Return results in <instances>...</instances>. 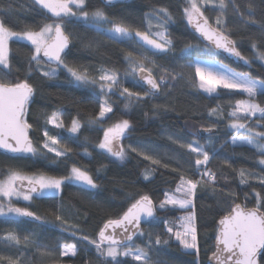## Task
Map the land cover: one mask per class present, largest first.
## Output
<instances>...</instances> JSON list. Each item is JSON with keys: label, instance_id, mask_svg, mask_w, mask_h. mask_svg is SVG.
<instances>
[{"label": "trees", "instance_id": "16d2710c", "mask_svg": "<svg viewBox=\"0 0 264 264\" xmlns=\"http://www.w3.org/2000/svg\"><path fill=\"white\" fill-rule=\"evenodd\" d=\"M237 2L241 11L247 14L248 0ZM253 2L256 6L255 19L264 23V0ZM186 5L185 0H126L106 6L103 0H87V11L103 8L113 23H124L130 29L141 31L147 27L146 14L166 7L172 15V21L167 25L172 45L164 52L142 49L134 42L131 46L114 43L95 31L87 30L83 23L75 18H69L64 23V29L71 39V47L63 57L69 67L81 71L86 68L89 75L95 77H98L102 68L116 69L124 87L143 94L145 91L143 86H134L136 77L125 75L129 68L125 59L127 52L138 54L143 51L150 60L155 61V67L148 64L154 76L158 78L164 74V70L175 75V79L168 78V86L162 87L158 95H151L139 102L133 101L128 108H125V104L129 102L116 92L113 97L117 103L113 106V112L104 119L107 124L122 119L129 120L131 128L121 143L124 145V141L130 138L141 148L147 149L151 155L156 156V159L161 160L162 164H169V167L154 165L151 160L144 159L136 152H129L124 160L102 154L95 146L102 140L103 133L91 127L90 122L99 112L101 99L98 93L90 86L70 82L61 70L54 80L44 77L39 68L50 65L41 61L37 69L35 62H31L33 71L28 82L33 86L34 94L28 104L26 119L33 125L30 135L38 153L9 154L0 151V180L5 178L10 168L18 169L24 174L62 177L68 175L71 166L75 164L89 172L97 187L89 189L66 182L58 194L34 197L31 201L12 200L15 206L29 208L40 216L41 220L0 216V236L8 232H15L21 237L27 235L30 240L47 245V249L63 243H76L77 255L59 257L57 264H105L104 259L96 252L95 246L82 241L80 237L87 235L91 239H96L100 228L109 219L121 217L142 195H148L154 204L158 205L165 198L166 192L176 188L180 174L199 179L196 169L191 167L196 158L195 154L180 148L178 144L168 139L169 136L185 138L188 142L198 141L205 146L210 156L206 167L217 176L216 191L213 192L211 187L201 186L194 198L198 257L193 254V250H185L173 237L169 238L170 234H167L164 228V221L178 222V218L188 210L178 206H168L164 210L157 207L158 219H148L142 223L141 229L146 234L143 238L134 237L132 242L134 246H145L149 234L153 241L157 234L162 240L169 241L168 244L153 243L149 255L157 264H194L197 260L199 264H205L206 257L213 252L216 222L219 217L226 214L234 203L255 207L257 194L261 202H264V184L260 180L264 177V164L260 163L264 157L250 145H232L229 142L234 134L227 129L233 120L229 112L232 111L236 100L246 97L223 89L218 90L219 94L207 95L193 86V81H197L195 70L184 67L195 57H205L221 61L235 70L249 72L254 78L264 79V62L255 57L251 47L255 42L264 50V36L257 26H243L241 19L230 7L225 13L227 25L232 29L229 34L236 40L238 49L251 64L246 65L243 62L242 65H236L216 52L213 55L197 53L195 50L192 53H184L186 45H196L197 42L205 45L190 29L183 12ZM201 10L215 27V18L221 14L220 10L212 4L201 5ZM51 18V14L46 10H40L33 5L32 0H0V20L13 31H24L26 26L38 30L44 23L51 21ZM103 27L110 28L112 23H104ZM90 42L92 47L87 46ZM33 53L34 48L31 44L10 40V70L0 66V77H3L5 82L25 79ZM257 103L264 106V96L258 97ZM217 107L223 109L221 115H209L210 109ZM53 112L59 114V121L64 124L63 128L48 127L46 120ZM73 119L79 120L82 125L78 133L66 131ZM258 119L259 114L244 122L252 126L256 125ZM260 123L264 124V120H260ZM46 128L49 132L50 129L53 131L60 149L65 147L71 149L66 158H56L54 153H48L42 148L45 139L43 131ZM201 128L218 130L201 136L199 134ZM256 130L264 131V128L257 126ZM53 159H56V163H52ZM204 167L201 166L200 170L203 171ZM174 168H178L179 171H172ZM241 169L247 176V182L243 184L239 175ZM146 171L151 172L147 180L144 178ZM56 215L62 216L67 223L61 225L56 220ZM73 232L76 233L75 236L72 235ZM0 256L5 258L0 264H8V258H19L21 264H53L49 259L47 260L49 263L38 261L35 246H26L23 242L14 245L0 240ZM119 260L123 261V264H137L129 259ZM260 264H264V259H260Z\"/></svg>", "mask_w": 264, "mask_h": 264}, {"label": "snow or ice", "instance_id": "6c2138e0", "mask_svg": "<svg viewBox=\"0 0 264 264\" xmlns=\"http://www.w3.org/2000/svg\"><path fill=\"white\" fill-rule=\"evenodd\" d=\"M114 0H104V4L111 5ZM32 4L40 10H46L55 18L51 23H44L38 30H32L26 26L24 31H13L6 26L3 20H0V66L3 69L10 70L9 62V41L13 38L18 40H26L34 46V53L30 57L28 76L23 80L16 82H5L3 77H0V149L7 153L14 154H32L36 155L38 149L34 146L30 138V131L33 125L26 119L27 108L31 97L34 94L33 86L28 82L33 71L32 63L35 62L37 69L41 64V53L48 61H54L57 65H62L75 81L89 86L98 87L101 94L105 97L108 94L119 93L120 97L125 98L129 103L125 104L128 108L135 101L139 102L145 98L158 93L162 87L168 86V78L175 79V75L164 70V74L158 78L153 75L152 68L148 67L151 64L155 67V61L145 55L143 51L134 54L132 51L127 52L125 59L128 62L129 68L125 71V75L133 77L138 76L137 85L147 84L148 90L143 94L141 92L131 91L128 87H124L119 79L116 69H100L98 77L89 75L85 68L82 71L76 68L69 67L65 63L62 53L68 48L70 36L66 34L64 23L69 18H76L78 22H82L84 27L89 31H95L98 35L110 40L114 43H124L130 46L133 42L139 45L142 49H151L156 52H164L172 45V40L169 38L167 25L172 21V15L166 7H160L151 14L145 15L147 27L144 31L139 29H130L124 23H113L108 14L103 8H95L91 12L87 11V0H32ZM209 4L220 10V15L215 18V27H213L208 18L201 10V5ZM231 7L243 26H257L264 36V23H260L255 19L256 6L253 0H248L246 4L247 14L241 11L237 0H188V6L183 9L187 21L192 25L197 32L213 46L210 50H223L231 56L243 61L246 65H250L251 61L242 55L237 47L236 40L230 36L231 28L228 27L225 13ZM153 19L156 23L153 24ZM104 23H112V27L104 28ZM153 28L157 29L153 31ZM88 47H92L90 42ZM193 45H186L185 51L192 48ZM254 50L255 57L261 62H264V50H261L257 43L251 45ZM216 64V67H205L199 61L189 62L184 67L194 69L195 76L199 78L198 83L193 81V86L203 92L212 95L219 94L218 90H227L229 93L243 94L245 99H238L232 106V111L229 116L234 118L230 123V127L239 131L246 129L248 135H233L232 143L235 145L238 142L241 144L250 145L255 148L261 157H264V131H257V126L264 128V124L260 120H264V106L257 103L260 96H264V79L254 78L249 72H237L228 68L224 64ZM57 69L52 68L49 71L42 73L44 77L49 79L55 78ZM182 75V73H181ZM142 86V85H141ZM113 112L112 104L106 98L99 105L98 114L91 119L92 123H100L107 114ZM223 109L217 107L209 111V115H221ZM259 114V119L256 125L250 126L242 122L251 117H256ZM47 124H53L57 128H63L64 124L59 121V114L53 112L46 120ZM82 125L79 120L73 119L71 126L68 129L71 133H78ZM131 128V123L127 119H122L115 122L112 126L104 130L102 140L97 147L104 150L113 157L119 160H124L127 151L121 143L128 130ZM210 131V129H206ZM45 138L42 148L48 153H54L56 158L67 157L71 149L58 147L59 141L56 136L51 135L46 128L43 131ZM168 139L179 145L182 149H187L190 153L195 154L196 158L191 167L196 169L199 179L186 177L180 174L179 183L175 191L171 194L165 193V198L154 204L153 200L148 195H142L139 199L123 213L118 219H109L102 228H100L97 238L91 239L84 235L80 237L82 241H87L88 244L94 245L99 257L103 258L105 264H123V261L118 257H130L138 264H157L152 261L149 252L153 243L155 245L168 244V239H163L159 234L155 236V240L151 239L149 234L148 243L141 246H134V237L144 236V232L140 227L142 220L151 218L157 220V207L161 210L167 209L168 206L179 207L188 210L187 214L178 218L176 221H164L166 233L170 234L169 238L174 237L176 241L185 250H194L193 254L199 255V245L197 239L196 215L194 198L196 191L201 186L211 187L213 192L216 191V173L208 169L206 166L209 163V152L205 150V146L198 141L184 143L179 139L169 136ZM128 149L142 155L144 159L151 160L154 165H162L168 168L169 164L161 162L140 151L132 145H128ZM87 154V150L85 149ZM56 163V159L52 160ZM264 164V158L260 160ZM201 166H205L201 171ZM172 171H179L178 168ZM151 172L146 171L144 178L147 180ZM241 183L247 182V176L243 169L240 170ZM251 175V174H248ZM264 184V177L260 178ZM25 181L27 188L25 190ZM65 182L79 183L90 188H96L97 184L93 177L86 169L76 166H71L70 172L66 176H29L25 175L18 169H8L5 178L0 180V197L6 198L7 205L0 202V216H15L28 217L33 220H41L35 212L30 211L27 207H17L13 204L12 198H22L24 201H31L33 193L37 196H43L50 193L58 194L61 191L62 185ZM231 195H235L231 193ZM56 220L61 225L67 223L60 215H56ZM75 227V226H72ZM111 229V231H109ZM119 229L118 233L116 230ZM67 231V229H65ZM76 235L75 232L72 233ZM0 240L14 245H20L22 242L27 245L35 246L41 254H51L47 249V245L38 244L36 241L30 240L29 236L21 237L15 232H8L4 236H0ZM59 255L61 257H75L78 252L76 243H63L57 245ZM5 258L0 256V261ZM260 259H264V202H261L259 194H257V204L255 207L248 208L246 205L233 204L227 213L218 221L217 234L215 237V251L209 257V264H259ZM8 264H21L19 258H8ZM194 264H199L198 260Z\"/></svg>", "mask_w": 264, "mask_h": 264}, {"label": "rangeland", "instance_id": "374dc122", "mask_svg": "<svg viewBox=\"0 0 264 264\" xmlns=\"http://www.w3.org/2000/svg\"><path fill=\"white\" fill-rule=\"evenodd\" d=\"M186 1V3H187V5L186 6H188V0H185ZM198 3H199V0H198ZM53 19H55V18H51V21H49L48 23H51L52 22V20ZM76 19V18H75ZM155 20V19H154ZM156 23V20L155 21H153V24H155ZM157 29H155V28H153V31H156ZM13 39H15V40H18V39H16V38H13ZM19 41H23V42H27V43H29V44H31L29 41H26V40H19ZM10 42V41H9ZM8 47H9V45H8ZM33 48H34V46H33ZM211 48L210 47H208L207 45H203L202 43H200V42H197V44L196 45H193V47L192 48H190V49H188L187 51H185L184 50V53H192V52H194V50H195V52H197V53H206V54H210V55H213L214 54V52H212L211 50H210ZM196 61H199L200 63H202L205 67H216V64H213L212 63V61H215V62H217V63H219V64H224V65H226L228 68H231V69H233L232 67H230V66H228L227 64H225V63H223V62H221V61H218V60H216V59H211V58H201V57H195L194 59H193V61L192 62H196ZM52 68H56L57 69V72H56V75L58 74V71L59 70H61V71H63L65 74H66V77H67V79L70 81V82H72V83H74V84H77V85H84V84H81V83H79V82H77V81H75L74 80V78L70 75V73H68V71L62 66V65H60L59 67H54V66H49V67H40L39 68V70L43 73V72H45V71H49V70H51ZM233 70H235V69H233ZM235 71H237V72H241V71H238V70H235ZM99 74H101L100 72H99ZM56 77V76H55ZM53 80L55 79V78H52ZM198 80H199V78L197 77V83H198ZM86 86H89V85H86ZM90 87H92L97 93H98V95L100 96V99H101V103L107 98L108 99V101H109V103H111L112 104V107L114 106V104H116L117 103V101H116V99L113 97V95L114 94H112V93H110V94H108V96L107 97H105L103 94H101L100 93V91H99V88L98 87H94V86H90ZM196 88V87H195ZM200 91H202L203 92V90H200ZM205 93V92H204ZM205 94H207V93H205ZM215 94V93H214ZM207 95H209V94H207ZM125 99V98H124ZM110 114V113H109ZM108 115V114H107ZM104 119H106V118H104ZM104 119L100 122V123H91V127H93V128H95V129H98V130H100L103 134L102 135H104V130L105 129H107L108 127H110V126H112L114 123H109V124H107L106 122H104ZM234 119V118H233ZM119 121V120H118ZM117 122V121H116ZM242 122H244V121H242ZM231 123V122H230ZM230 123L228 124V128L227 129H230V131H232L234 134L233 135H248L249 133L247 132V130L246 129H240L239 131H237V130H235V129H233V128H231L229 125H230ZM48 127H50V128H55V129H58L57 127H55V125H53V124H48ZM60 129V128H59ZM49 130V129H48ZM68 133H71L70 131H68V129L66 130ZM50 134H52V135H54L53 134V131L50 129ZM55 136V135H54ZM176 139H179L178 137L176 138ZM180 141H182V142H184V143H189L185 138H182V139H179ZM229 142L232 144V145H234L233 143H232V137L230 138V140H229ZM98 145V144H97ZM97 145L95 146L99 151H101L102 152V154L103 153H105L106 155H108V156H110V157H113V156H111L110 154H108L107 152H105L104 150H101V149H99L98 147H97ZM128 145H132L133 147H136L137 149H139L140 151H143V152H145L146 154H148V155H150V156H153L154 158L156 157V156H154L153 154L151 155L148 151H146L147 149H144V148H141L139 145H138V143L137 142H133V141H131L130 140V138H128L127 140H125L124 141V147H125V149H126V151H127V154H129V152H132L130 149H128ZM235 145H240L241 146V143H237V144H235ZM135 153V152H134ZM30 154V153H29ZM127 156V155H126ZM141 156V155H140ZM116 158V157H115ZM117 159V158H116ZM25 175H29V176H40V175H42V174H25ZM57 178H59V177H57ZM66 183V182H65ZM70 183V182H69ZM73 184H77V185H81V186H83V187H86V188H89V189H95V188H90V187H88V186H86V185H83V184H79V183H73ZM175 191V189L174 190H171V191H169V192H167V193H169V194H171V193H173ZM55 195V193H50V194H46V195ZM46 195H43V196H46ZM34 197H41V196H37L36 194H33V198ZM12 200H23L22 198H20V199H17V198H15V197H13L12 198ZM24 201V200H23ZM0 202H3V203H5V205H7V200H6V198H3V197H0ZM187 214V213H186ZM186 214H184V215H182V216H180V217H183V216H185ZM2 217H12L11 215L10 216H2ZM179 217V218H180ZM177 224H178V222H177ZM164 228H165V230H166V227H165V224H164ZM144 232V231H143ZM155 233V232H154ZM146 233L144 232V235H145ZM144 236H141V237H138V239L139 238H143ZM174 238V237H173ZM175 239V238H174ZM48 251H50L51 252V254L49 255V254H41V252H38V256H37V260L38 261H42V263H49V262H52L53 264H55L56 262H57V258H59V257H61L60 255H59V249H58V247L56 246V247H54V248H51V249H48ZM189 251H192V250H189ZM194 251V250H193ZM97 252V251H96ZM50 260L49 262H47V260ZM118 259H129L130 261H132V262H134V263H137L138 264V262H136V261H133L130 257H127V258H125V257H118ZM152 261H154L155 262V260H153L152 259ZM57 264V263H56ZM58 264H60V263H58Z\"/></svg>", "mask_w": 264, "mask_h": 264}, {"label": "water", "instance_id": "95a60500", "mask_svg": "<svg viewBox=\"0 0 264 264\" xmlns=\"http://www.w3.org/2000/svg\"><path fill=\"white\" fill-rule=\"evenodd\" d=\"M124 1H126V0H114V2H113L112 4H115V3H118V2H124ZM103 2H104V0H103ZM209 23H210V22H209ZM210 24H211V23H210ZM211 25H212V24H211ZM189 26H190V29L192 30V32L194 33V35L198 36V37L201 39V41H203V43H205V45H208L210 48L213 47V46L210 44V42L207 41V40H205V39L200 35V33L197 32V31L195 30V28H194L192 25L189 24ZM212 26H213V25H212ZM213 27H214V26H213ZM65 32H66V31H65ZM66 34H67V32H66ZM70 47H71V39H70V43H69L68 48H66V49L64 50V53L61 54L62 57H64V55L69 51ZM215 52L218 53V54H220V55H221L222 57H224L226 60H229V61L235 63L236 65H242V64H243V61L239 60V59L236 58V57L231 56L229 53L224 52L222 49H221V50H216ZM41 61H42L43 63H46L47 65H50V66H54V67H57V66H58L56 62H54V61H48V58H47V57H44L42 53H41ZM136 79H137V80L139 79L138 76L136 77ZM141 85L143 86V88H144L145 90H148V89H149V86H148L147 84H143V83L141 82ZM159 93H160V91H159L158 93L154 94V95H158ZM32 97H33V96H32ZM32 97H31V99H32ZM31 99H30V101H31ZM206 129H207V128H201V129H199V134H200L201 136H206V135H209V134L215 133V132L218 130V129H216V128H208V129H210V131H206ZM29 135H30V133H29ZM30 138H31V135H30ZM0 151L5 152V150H3V149H0ZM5 153H7V152H5ZM9 154H14V153H9ZM26 188H27V182L25 181V190H26ZM33 194H35V193H33ZM235 204H240V205L244 206V204H241V203H235ZM248 208H252V207H248ZM224 215H225V214H224ZM224 215H222V216H224ZM222 216H221V217H222ZM221 217H219V219H218L217 222H216L217 227H218V221L220 220ZM148 219L150 220L151 218H148ZM148 219H147V220H142V221H141V224H140V227H141L142 223L148 221ZM109 231H111V229H109ZM116 231H117L118 233L120 232L119 229H117ZM216 234H217V230H216ZM215 237H216V235H215ZM213 251H215V239H214V248H213ZM210 256H211V254H210L208 257H206L207 259L205 260V264H209V257H210ZM259 264H260V261H259Z\"/></svg>", "mask_w": 264, "mask_h": 264}]
</instances>
